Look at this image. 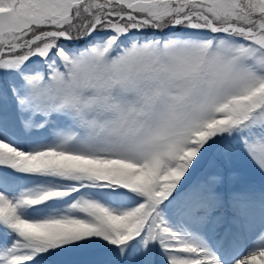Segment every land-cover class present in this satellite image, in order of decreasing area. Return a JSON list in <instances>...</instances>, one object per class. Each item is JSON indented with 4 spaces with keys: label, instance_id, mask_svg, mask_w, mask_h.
Wrapping results in <instances>:
<instances>
[{
    "label": "snow or ice",
    "instance_id": "snow-or-ice-1",
    "mask_svg": "<svg viewBox=\"0 0 264 264\" xmlns=\"http://www.w3.org/2000/svg\"><path fill=\"white\" fill-rule=\"evenodd\" d=\"M0 264H264V0H0Z\"/></svg>",
    "mask_w": 264,
    "mask_h": 264
}]
</instances>
